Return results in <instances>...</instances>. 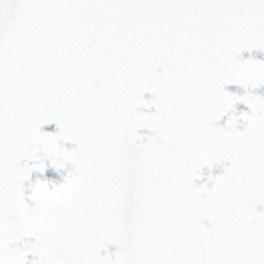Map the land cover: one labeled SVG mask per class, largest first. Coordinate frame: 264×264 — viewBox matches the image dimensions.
Returning <instances> with one entry per match:
<instances>
[{
  "label": "snow or ice",
  "instance_id": "snow-or-ice-1",
  "mask_svg": "<svg viewBox=\"0 0 264 264\" xmlns=\"http://www.w3.org/2000/svg\"><path fill=\"white\" fill-rule=\"evenodd\" d=\"M0 264H264V0H0Z\"/></svg>",
  "mask_w": 264,
  "mask_h": 264
}]
</instances>
